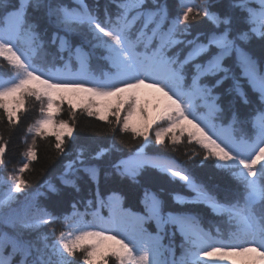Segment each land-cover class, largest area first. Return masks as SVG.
Returning a JSON list of instances; mask_svg holds the SVG:
<instances>
[{
	"label": "snow or ice",
	"instance_id": "1",
	"mask_svg": "<svg viewBox=\"0 0 264 264\" xmlns=\"http://www.w3.org/2000/svg\"><path fill=\"white\" fill-rule=\"evenodd\" d=\"M212 8L210 0H177V13L170 17L160 0H107L101 18L99 0L91 7L87 0H0V61L12 69L0 81V109L9 125L19 120L26 99L34 97L42 118L27 131L54 137L56 151L69 155L74 123L57 121L56 115L65 102L73 119L76 109H82L88 117L106 122L114 137L130 133L133 140L144 141L133 155L110 165L112 174L135 180L143 169H156L191 193L190 199L174 195L177 203L203 205L227 225L226 237L219 229L213 235L189 211L165 214L163 202L147 190L141 200L144 213H131L121 207L116 192L105 198L98 185L83 212L74 202L70 213L56 216L36 193L25 191L29 185L23 173L37 159L29 146L22 167L12 169L11 183L3 181L7 190L0 193V226L12 229L0 230V264H264V71L246 50L253 37L264 41V0H232L223 15ZM201 18L205 30L187 39L192 24ZM41 24L46 26L44 34L47 26L54 29L47 42ZM47 45L56 52L50 53ZM94 58L103 64L93 67ZM228 58L258 94L257 114L250 118L238 115L235 98L228 101L227 118L219 103L221 94L215 90L229 79L232 85L224 94L244 105L252 103L240 78L225 66ZM144 89L156 95L145 99ZM153 136L156 145H165L166 138L176 145L186 137L202 150L188 159L202 156L201 166L214 162V168L234 178L238 194L221 201L177 161L149 156L145 149ZM7 145L0 137L3 168L8 165ZM113 148L111 143L100 147L88 159L100 161ZM81 172L97 182L98 165L87 163L79 147L63 165L61 184L79 192ZM46 188L60 192L51 183ZM104 207L109 209L107 219L99 215ZM88 215L91 221L85 219ZM60 221L58 235L55 227L50 233L41 231ZM149 222L155 223V234L145 228ZM167 226L172 231L166 247L162 240ZM31 233H37L34 239L24 238ZM177 233L179 257L172 247Z\"/></svg>",
	"mask_w": 264,
	"mask_h": 264
},
{
	"label": "trees",
	"instance_id": "2",
	"mask_svg": "<svg viewBox=\"0 0 264 264\" xmlns=\"http://www.w3.org/2000/svg\"><path fill=\"white\" fill-rule=\"evenodd\" d=\"M65 3H71V0H64ZM199 3L200 0H195ZM232 0H210L213 4V11H217L220 14H224L229 11V5ZM87 3L91 7L94 0H87ZM107 3V0H99L100 11L99 15L103 18V7ZM160 3L166 4L169 10V16L174 17L177 13V0H160ZM257 7L256 4L252 5ZM232 15H240L237 11H233ZM38 14H32L35 18ZM243 26V25H242ZM45 25L41 24L40 31L43 35V39L47 42L54 29L51 26H47V32L44 34ZM205 30V21L201 18L199 21L194 22L191 27V35L187 39H192L200 31ZM183 45L177 46L182 48ZM47 49L50 53H55L56 48L47 45ZM177 49H173L175 52ZM246 50L257 61V67L259 70L264 71V41H261L257 37H253L246 46ZM187 51V49H184ZM183 55V53H182ZM97 63L103 64V61H97L95 58L92 60V65L95 67ZM225 66L231 69L230 75L235 74L240 78V82L243 90L248 94L249 99L252 100L250 105H244L239 102V99L233 96L224 94V90L232 85V80L225 81L224 85L220 89L215 91L221 94V100L219 103L225 109V118H227L228 101L236 99L235 110L242 118H250L256 115V110L259 107L258 94L254 93L248 86L246 80L241 76L239 68L235 65L232 58H228L225 62ZM12 69L6 62L0 61V80L7 78V74ZM40 103L34 100L26 101L25 107L18 112L19 120H14L12 125L8 124L7 116L3 109H0V137L3 140L8 141L5 159L8 161L7 168L0 167V193L7 190L3 181H8L9 175L12 169H18L22 167V163L26 158L24 153L27 152L29 146H33L37 152V159L30 162L29 169L23 173V178L28 182L26 192H34L41 204L46 206L56 216H63L65 213L72 211V204L75 202L80 211H84V202L89 199H94L97 191V185L101 194L107 197L111 192H116L122 198L121 207L128 212L135 214H143L144 206L141 203L145 190L155 193L157 197L163 202L162 211L166 214L168 212L180 213L182 211H189L197 215L200 220L201 226L205 230H209L215 235L217 229L220 230L222 235H227V225L225 219L212 212L203 205L193 204H179L173 196L178 194L186 199L191 198V193L181 183H174L170 177L166 174L159 172L153 168L143 169L135 180L128 178H121L112 174L110 165L115 163L118 159H126L133 155L140 145L144 143L142 138L133 140L130 133L122 134L116 133L113 136L109 125L95 117H88L86 112L81 109L76 110L75 118L68 111H61L58 118L61 120H68L70 123H74V135L75 140L67 142V151L69 155H63L56 151L54 148V137L47 136H32L27 129L29 126H33L35 121L40 115ZM239 127V125H238ZM245 128L250 129V123L244 125ZM33 139L36 144L33 145ZM155 138L153 136V143L151 147L146 148L145 151L149 156L158 155L163 158H168L177 161L181 164L198 182L205 185L210 191L214 192L218 198L223 201L226 198L228 200L233 199L239 192V185L237 182L225 172L219 171L212 165L214 162H204V166L200 165L202 156L196 157L195 161L189 160L188 156H191L193 152L202 151L197 145L189 144L185 137L181 143L171 145L167 143L165 145H156ZM114 144V148L100 161H93L88 159L94 152L100 147H108L109 144ZM82 147L84 149V156L87 163L97 164L99 167V175L97 182H93L83 172L79 173L80 179L77 181L80 191L76 192L70 187H66L61 184L60 176L63 172L64 163L72 159L75 155V149ZM175 149V150H173ZM51 183L56 185L60 189L58 194L49 193L46 188V184ZM42 194V195H41ZM15 206V205H14ZM95 205H93V209ZM91 211V210H90ZM99 215L105 219L108 218L109 209L104 207L100 209ZM86 220L91 221L93 217L88 215ZM52 227L57 229V235L59 230L63 227V221L58 222L56 225L45 226L41 231L50 233ZM145 228L155 234L156 225L154 222H149L145 225ZM0 230L12 232V229H5L0 226ZM172 228L167 226L165 228L164 239L162 243L167 247L170 240V233ZM37 233H31L25 235V239L32 240L36 237ZM55 239V237H51ZM175 255L177 257L181 254V236L179 233L174 237V243L172 244ZM77 258H81V254H77ZM171 259V255L168 256ZM16 259H19L17 257Z\"/></svg>",
	"mask_w": 264,
	"mask_h": 264
},
{
	"label": "rangeland",
	"instance_id": "3",
	"mask_svg": "<svg viewBox=\"0 0 264 264\" xmlns=\"http://www.w3.org/2000/svg\"><path fill=\"white\" fill-rule=\"evenodd\" d=\"M5 79H6V78H5ZM3 80H4V78H3ZM0 81H2V80H0ZM141 95H142L145 99L151 100L156 94L152 93L150 90L144 89V90L141 91ZM31 99L34 100V101H36L34 97H30V98L26 99V101L31 100ZM26 101H25V104H26ZM57 102L59 103V101H57ZM39 103H40V102H39ZM101 103H106V102L102 101ZM40 107H41V104H40ZM45 107H46V103H45ZM22 109H23V108L19 109L18 112H19L20 110H22ZM78 109H79V108H78ZM78 109H76V110H78ZM63 110L69 112V110H68V106H67V103H66V102L62 105V111H63ZM81 110H82V109H81ZM60 113H61V112H60ZM60 113H58V114L56 115V119H57V121L61 120V119L58 118V115H59ZM40 118H42V114H41V112H40V115H39V117L37 118V120L40 119ZM110 119H112V118L110 117ZM37 120H36V121H37ZM36 121H35V122H36ZM33 125H35V123H34ZM30 134H31L32 136H35L34 132H33V133H30ZM166 139H167V138H166ZM109 264H115V261H114V260H110Z\"/></svg>",
	"mask_w": 264,
	"mask_h": 264
}]
</instances>
